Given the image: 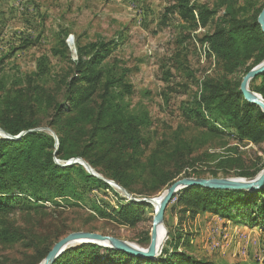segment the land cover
I'll use <instances>...</instances> for the list:
<instances>
[{
	"label": "rangeland",
	"instance_id": "obj_1",
	"mask_svg": "<svg viewBox=\"0 0 264 264\" xmlns=\"http://www.w3.org/2000/svg\"><path fill=\"white\" fill-rule=\"evenodd\" d=\"M175 1L0 0L1 121L13 114L12 105L22 102L40 109L37 131L52 134L46 130L50 128L55 133L50 123L54 120L55 104L65 99L73 63L78 60L77 38L82 44L109 42L121 34L125 38L114 51L110 66L126 68L127 81L132 86L130 95L117 100L125 116L146 121V127L140 129L143 141L136 150L127 141L116 146L128 160L129 167L122 169L128 170L123 172V177H134L129 184L135 192L127 191L128 196L116 186L107 189L93 182L82 183L81 175L74 169L82 199L60 201L58 208L63 212L67 234L90 223L95 232L147 248L143 240L148 231L151 236L156 201L144 209L134 225L119 224L110 216L101 217L95 209L111 212L120 202L130 200V196L160 198L170 184L156 192L162 182L155 181V158L156 168L176 176L172 183L185 177L211 178L213 172L218 177L227 173L230 178H246L239 174L253 172L264 161V142L240 143L236 129L216 112L206 111L205 115L222 130L218 135L206 133L189 115V110L197 107L205 80L240 82L246 75V67L253 62L246 60L234 72H228L224 61L211 50V44L203 41L204 36L226 26L228 15L251 19L259 16L264 0H194L217 12L206 27H193L184 21L171 7ZM63 30L69 32L66 38L71 51L69 58L64 57V49L57 40V34ZM54 47L61 55H55ZM44 56L49 59V73L39 77L38 63ZM168 72L171 77L166 81ZM93 108L96 110V106ZM54 128L64 129L63 125ZM59 144L58 137L57 149ZM100 154L94 151L92 156L99 159ZM75 164L90 174L83 164ZM105 165L100 170L94 169L109 179L100 172L107 169ZM175 202L174 199L169 204L165 214L167 239L170 230L189 233L192 248L186 249L188 252L221 264H231L232 259L236 263L264 260V230L260 227L212 213L209 214L213 216L199 213L180 226ZM42 204L47 207L17 208L9 216L10 223L31 234L33 231L39 236L53 237L52 218L62 228L60 218L53 215L55 207L50 202ZM31 252L22 244L0 242V264H22Z\"/></svg>",
	"mask_w": 264,
	"mask_h": 264
},
{
	"label": "trees",
	"instance_id": "obj_2",
	"mask_svg": "<svg viewBox=\"0 0 264 264\" xmlns=\"http://www.w3.org/2000/svg\"><path fill=\"white\" fill-rule=\"evenodd\" d=\"M171 7L193 27L208 26L217 13L194 0H176ZM228 17L226 26L205 35L203 41L211 44V50L224 61L228 72H234L246 60H253L246 67L247 74L264 62V32L258 22L259 16L252 19L231 15ZM68 35L66 30L57 34V40L64 49V57L67 58L71 53L66 42ZM124 41L123 34L109 42L87 44H82L80 38H77L78 60L73 63L74 70L67 82L65 99L55 104L54 120L50 123L59 137L58 149L52 134L36 130L40 127V109L35 106L24 105L22 102L12 105L10 109L13 114L6 120H0V127L12 136L28 132L19 140L0 137V242L22 244L30 249L31 254H26V260L22 264H40L55 243L67 235L63 212L58 208L61 206L60 201L82 199L75 184L74 169L81 175L82 183L93 182L111 189L107 182L87 173L78 164L63 166L61 162L83 158L96 170H100L101 165L106 163L107 169L100 172L115 180L128 192H135L129 184L134 177H123V172L128 170L122 169L129 167L128 160L116 146L127 141L136 150L143 141L140 129L143 125L146 127V121L126 117L123 107L117 101L132 93L126 68L120 69L113 64L110 66L114 51ZM53 51L55 55H61L57 47ZM48 73L49 59L44 56L39 60L36 74L43 77ZM170 73L168 72L166 81L170 79ZM241 82L208 78L196 101L197 107L190 109L189 115L206 133L218 135L222 130L205 115L206 111L216 112L236 129L240 143L248 141L260 145L264 142V112L260 106L245 99L240 90ZM250 88L264 98V74L254 78ZM95 106L96 110L93 108ZM54 125H63L64 129H56ZM94 151L101 152L99 159L93 158ZM167 158L173 159L171 156ZM156 167L155 158V181L162 182L156 188V192H159L164 185H171L176 176ZM263 169L264 161L253 172L239 175L254 178ZM228 176L226 173L225 177ZM212 177H218V173L213 172ZM174 199L180 226L199 213H212L264 230V187L247 191L189 186L182 189ZM43 202H50L55 207L53 215L59 216L63 228L52 218L53 237L39 236L33 231L31 234L10 223L9 216L17 208H46ZM146 207L152 206L130 199L120 202L111 212L98 207L95 210L101 217L110 216L119 224L134 225L141 219ZM84 224L86 226H78L77 229L74 227L72 230L95 232L96 229L90 223ZM168 235L162 253L155 259L94 243H82L66 249L53 264H221L188 252L186 249L192 248L189 233L170 230ZM150 238L148 231L143 240L146 246H149ZM231 264H264V260Z\"/></svg>",
	"mask_w": 264,
	"mask_h": 264
},
{
	"label": "water",
	"instance_id": "obj_3",
	"mask_svg": "<svg viewBox=\"0 0 264 264\" xmlns=\"http://www.w3.org/2000/svg\"><path fill=\"white\" fill-rule=\"evenodd\" d=\"M258 22L262 28V31L264 32V8L259 15ZM75 52H77L76 49H75ZM262 74H264V62L254 67L243 77L240 90L243 93L245 99H247L251 103H254L260 106L264 112V98L262 97L261 94L253 91L250 88L251 81L257 76H260ZM46 130H49L52 133V135L56 139V142L58 143V137L56 136V134L53 131H51L50 128H46ZM30 131H36V130H30ZM26 133L28 132L24 131L20 133L19 135L12 136L0 127V137L2 138L19 140ZM57 162L61 164L59 161ZM75 163L83 164L88 169L90 174H92L93 176H96L99 179L104 180L109 185L118 187L122 192H124L125 194L129 196L125 188H123L121 185L116 183L114 180H109L101 176L83 158H74L66 163H63L62 165L70 166ZM189 186H201V187H207V188H212V189L255 191V190H259L260 188L264 187V169L260 172L258 176L254 178H230V177L190 178V177H185V178H182V179H179L173 182L160 198H156L153 200L146 199V198L137 199V198H133L132 196H130L131 200H134L140 203L150 204L153 201L157 202L155 215L153 218V223H152V228H151L150 244L147 248L141 247L137 244L130 243L128 241H125L123 239H120L112 235H106V234H102L99 232L75 231V232H71L67 234L66 236L62 237L58 242H56L53 248L50 250V252L46 256V258L40 264H53L54 261L61 254H63V252H65L66 249L72 246H76L77 244H82V243H94V244H98V245L105 246V247H111V248L123 250V251H126L136 256L149 257V258H154V259L157 258L159 254L161 253V250L167 240L166 238V240L162 244L159 243V233L161 231V228L164 227L166 229L164 225L166 210L169 204L174 200L175 196L182 189L189 187Z\"/></svg>",
	"mask_w": 264,
	"mask_h": 264
},
{
	"label": "bare ground",
	"instance_id": "obj_4",
	"mask_svg": "<svg viewBox=\"0 0 264 264\" xmlns=\"http://www.w3.org/2000/svg\"><path fill=\"white\" fill-rule=\"evenodd\" d=\"M162 196V195H161ZM160 196V197H161ZM159 200V199H158ZM157 206V205H156ZM166 234L167 231L164 227L161 228V231L159 233V243L162 244L166 240Z\"/></svg>",
	"mask_w": 264,
	"mask_h": 264
},
{
	"label": "crops",
	"instance_id": "obj_5",
	"mask_svg": "<svg viewBox=\"0 0 264 264\" xmlns=\"http://www.w3.org/2000/svg\"><path fill=\"white\" fill-rule=\"evenodd\" d=\"M204 214H206V215H212V214H209V213H204ZM213 216V215H212ZM215 216V215H214ZM205 217H207V216H205ZM232 259V258H231ZM233 261H230L229 263H236V260H234V259H232Z\"/></svg>",
	"mask_w": 264,
	"mask_h": 264
},
{
	"label": "built area",
	"instance_id": "obj_6",
	"mask_svg": "<svg viewBox=\"0 0 264 264\" xmlns=\"http://www.w3.org/2000/svg\"><path fill=\"white\" fill-rule=\"evenodd\" d=\"M215 231H216V229H215Z\"/></svg>",
	"mask_w": 264,
	"mask_h": 264
}]
</instances>
